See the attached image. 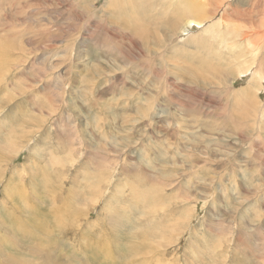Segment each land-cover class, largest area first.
I'll return each mask as SVG.
<instances>
[{"label": "rangeland", "instance_id": "374dc122", "mask_svg": "<svg viewBox=\"0 0 264 264\" xmlns=\"http://www.w3.org/2000/svg\"><path fill=\"white\" fill-rule=\"evenodd\" d=\"M140 1L0 0V264H264V0Z\"/></svg>", "mask_w": 264, "mask_h": 264}, {"label": "bare ground", "instance_id": "6f19581e", "mask_svg": "<svg viewBox=\"0 0 264 264\" xmlns=\"http://www.w3.org/2000/svg\"><path fill=\"white\" fill-rule=\"evenodd\" d=\"M150 1V0H149ZM172 1V2H171ZM170 2V4H167V6L168 5H171L172 6V9L176 12V15L178 16V15H180V14H182L183 16H184V18H185V20H186V23L189 25V27H190V25H191V30H193V28L194 29H196L197 27H199V29H200V26H201V24L202 23H206V22H209V24L208 25H206V29L207 30H212V27L214 26V24H220V27L219 28H222V26H221V24H223V20L222 19H219V18H217V19H212V18H215V17H213L214 16V14H215V11H216V9L217 8H219V7H221V6H223V3H222V1L220 2L219 0H218V2H216V4L213 6L212 4V7H210L211 8V10H206V8H207V4L206 3H208V2H210V1H208V0H203V1H196V0H171ZM138 2V1H137ZM136 2V3H137ZM202 2H204L205 3V5L204 4H202ZM214 2V1H213ZM134 3V2H133ZM175 3V4H174ZM184 4V7H183V9H181L180 8V5H183ZM140 5V6H139ZM157 5H159L158 4V1H156V2H154V1H151L150 3H147V0H141L140 2H139V4H135V6L133 5L132 6V8H133V10H136V11H139L138 10V8L139 7H141L142 6V8H150V9H154V8H156V6ZM163 5V4H162ZM228 7H229V9H234V7H232V6H230V3H228ZM147 6V7H146ZM205 6H206V8H205ZM225 6V8H226V6L227 5H224ZM224 8V14H225V16L227 15V11H226V9ZM220 12V11H219ZM131 13V12H130ZM130 15H132V14H130ZM130 15H128L127 16V18L125 19V18H122L121 16H119V17H116V18H118V23L119 24H130V21H131V17H130ZM139 15V14H138ZM175 15V16H176ZM220 15V14H219ZM262 18H264V14L262 13ZM113 16V15H112ZM135 16V15H134ZM156 16V15H155ZM154 15H149L148 16V14L146 15V14H142V15H139V16H137V18L136 19H138L137 20V22L135 23V24H151L152 22L151 21H153V20H155V19H158V17L156 16L155 17ZM220 16H223V11H222V13H221V15ZM159 18H161V17H159ZM175 19V18H174ZM134 20H135V18H134ZM179 20V19H178ZM131 24H134L133 22L131 23ZM153 24H155V23H153ZM175 26H176V24H178V22L177 21H174V23H173ZM192 24H194V25H192ZM213 24V25H212ZM261 24H263V26H264V23H261ZM152 25V24H151ZM150 25V26H151ZM148 26V25H147ZM174 26V27H175ZM178 26H180V24L178 25ZM154 27V26H153ZM198 29V30H199ZM145 30V29H144ZM197 31V30H196ZM218 31H219V29H218ZM144 33V32H143ZM135 35V34H134ZM137 35V34H136ZM135 35V36H136ZM146 35V34H145ZM227 35V32H226V34H225V36ZM152 36V35H151ZM191 36H193V37H191ZM201 36H203L201 39H203V38H205V36H208V38L209 39H213V38H224V36H222L221 35V33H209V32H206V31H204L203 29L199 32V33H194L193 35H190V37H191V39H193V40H197V41H199L200 40V37ZM261 36H264V31H263V34L261 35ZM149 37H148V35L145 37V43L147 44L148 43V41H147V39H148ZM157 38V37H156ZM175 38V37H174ZM207 38V39H208ZM223 38L221 39V40H223ZM226 38V37H225ZM152 39V43H153V45H159L160 46V43L159 42H154L153 40H155L153 37L151 38ZM191 39H189L190 41H191ZM261 39V38H260ZM214 40V39H213ZM220 40V42L219 43H221V42H224V40L223 41H221ZM259 40V39H258ZM207 41V40H206ZM209 41V40H208ZM261 41H262V39H261ZM202 42V41H201ZM215 42V41H214ZM226 43H227V41H225ZM142 43H143V40H142ZM196 43V42H195ZM225 43V44H226ZM261 43V42H260ZM145 44V45H146ZM211 44V43H210ZM264 44V43H263ZM263 44H261L262 46H260L259 48H257L256 50H253L252 52L254 53V56H253V58H251V60H250V62H247V61H245L244 63H247L248 64V66L243 70L244 71V76H246L249 72H250V70L252 69L251 67L254 65V63H255V55L256 54H258V56L257 57H259V62H258V65H257V67L252 71V73H251V75H252V78H254L255 77V75L256 76H258V74H259V78H261V79H263V75H264V65H263V61H264V49H263ZM143 45H144V43H143ZM148 45H149V43H148ZM148 45L147 46H145V49H146V51H147V53H146V55L148 56V53H151V55H152V52L154 51L155 52V54H157V51L158 50H156V49H151L150 47H148ZM205 46V45H204ZM211 46V45H210ZM141 47H142V44H141ZM161 47V46H160ZM208 47V46H207ZM206 47V48H207ZM144 48V47H143ZM208 49V48H207ZM206 51V50H205ZM162 53V52H161ZM245 56V55H244ZM261 56V57H260ZM256 57V58H257ZM152 58V57H151ZM242 59H243V57H242ZM249 61V60H248ZM249 76V75H248ZM249 80H250V78H249ZM248 86V85H247ZM240 94V93H239ZM155 98V97H154ZM151 100V99H150ZM149 101V100H148ZM156 103V102H155ZM154 104V103H153ZM155 110V109H154ZM156 112V111H155ZM153 113V112H152ZM13 193V192H12ZM12 196L13 197H20V196H17V195H14V194H12ZM32 205V204H31ZM31 207V206H30ZM11 220H16L13 224L14 225H17L18 226V229L19 230H21V231H25V228H24V225L21 223V225H23V226H21L20 224H19V221H18V219L17 218H12ZM143 242L141 241L140 242V244L139 243H137V242H135V245L137 246H130V242L129 241H126L125 243H123V248H124V252H125V256H124V261H123V263L122 264H135L137 261H140L139 262V264H149V261H147V258H146V256H148V255H142V257L141 258H138V260H136V257H138V254H140L141 252H138V250L140 249V248H143V244H142ZM140 247V248H139ZM133 249H135L136 251L135 252H133ZM33 252L32 253H34V254H38V255H40L41 253H43V252H36L37 250H32ZM148 252V251H147ZM151 252V251H150ZM97 253V252H96ZM106 253L108 254V253H110V252H108V251H106ZM105 253V254H106ZM48 254H50V253H48ZM47 254V255H48ZM45 255V254H44ZM51 255V254H50ZM159 256V255H158ZM45 257V259L47 260V259H49V256H44ZM51 258H52V256H50ZM43 260H45L43 257H41ZM159 258V257H158ZM13 259V258H12ZM63 260V259H62ZM61 260V261H62ZM152 260V259H151ZM150 260V261H151ZM60 261V260H59ZM177 261V260H176ZM18 262V261H17ZM47 262V261H46ZM4 263H7V262H4ZM11 263V262H10ZM48 264H49V262H47ZM63 263V262H62ZM62 263H60V264H62ZM66 263V262H65ZM167 263H168V261H167ZM174 263V262H173ZM172 263V261H171V263L170 264H173ZM8 264V263H7ZM55 264H57L56 262H55ZM67 264V263H66ZM152 264V263H151ZM175 264V263H174Z\"/></svg>", "mask_w": 264, "mask_h": 264}]
</instances>
